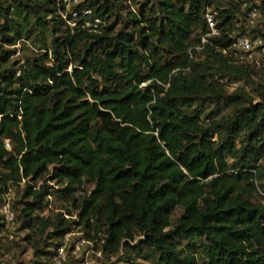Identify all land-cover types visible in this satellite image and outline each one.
Wrapping results in <instances>:
<instances>
[{"label": "trees", "instance_id": "16d2710c", "mask_svg": "<svg viewBox=\"0 0 264 264\" xmlns=\"http://www.w3.org/2000/svg\"><path fill=\"white\" fill-rule=\"evenodd\" d=\"M87 1L104 21L125 5ZM220 1L153 0L157 12L145 20L129 11L136 42L114 23L72 32L54 0H0V200L21 181L38 204L50 195L48 180L66 192L90 180L93 189L73 206L87 240L101 235L104 252L131 247L138 232L159 264H264V204L251 200L264 198V102L249 90L257 71L220 51L233 35H264V0ZM243 1L261 10L262 28L239 24ZM207 6L219 11L220 36L195 50ZM31 19L41 52L6 66L14 50L4 46L30 39ZM221 77L248 90L225 95ZM255 90L264 98L261 85ZM224 97L239 104L227 119L204 124L191 109ZM33 205L23 209L30 227ZM175 207L182 212L171 226ZM70 223L57 214L52 236L62 240ZM179 238L200 241V262L177 247Z\"/></svg>", "mask_w": 264, "mask_h": 264}, {"label": "rangeland", "instance_id": "374dc122", "mask_svg": "<svg viewBox=\"0 0 264 264\" xmlns=\"http://www.w3.org/2000/svg\"><path fill=\"white\" fill-rule=\"evenodd\" d=\"M10 0H6L9 2ZM230 0H221L219 5L227 7L234 2ZM146 3V6L141 12L142 4ZM259 4V2H256ZM131 9L126 4L119 5L114 8L112 14L105 20L106 24L114 23L115 30H125L128 35L132 34V20L127 16L129 11L136 12L137 14H143V19H148L154 16L157 12L153 0H132ZM152 10H151V9ZM117 12L120 14L118 17ZM21 22L22 17L17 18ZM33 26V34L30 39L21 38L17 40L15 46H4V48L13 49V53L9 57V61L6 66L11 67L12 64L16 67L22 63L27 56H32L35 53L41 52L38 49L39 37L34 38L35 34L39 32L37 26L34 24V19H31ZM245 23L240 19L239 24L245 28ZM26 29L28 26L25 27ZM200 32L199 28L194 29L191 36L196 44V36ZM38 36V35H37ZM49 38V37H48ZM135 41L138 39L135 35ZM172 56V53H166L163 60ZM192 58L199 59L198 53L193 55ZM69 69V67H68ZM214 76L211 77L213 79ZM261 85L264 88V74L257 70V75L253 76V83H250L249 90L254 99V102H264L263 95L255 88ZM234 90L225 89L224 94L229 95ZM264 93V92H263ZM239 106L232 100L222 98L216 106L213 100L207 99L204 101H195L191 109L200 113L204 124L208 122L204 121L206 118L227 119L233 113V110ZM243 134L236 138V143L242 139ZM229 162L232 159L227 156ZM260 164L264 165V160L260 161ZM45 183V180L36 182L34 189H39L40 186ZM46 185L49 186L50 195L43 198L41 203L35 204V199L31 195L24 193V182L21 181L17 186L9 185L6 193L10 199L12 209L14 211V220L10 225V229L7 232L0 233V264H159L157 261V254L148 247L144 242V237L140 233L136 232L132 241H127L131 246H127L122 242L116 251L104 252L102 250V236L98 235L94 241L87 240L84 235L83 224L79 222L78 212L79 210L74 208L73 200L76 202L82 200L93 189V182L85 180L81 189L73 191H62V184H56L54 181H46ZM45 186V185H44ZM59 188V189H57ZM56 189L58 191H56ZM61 190V191H60ZM252 201L262 202L264 204V198L258 194H254ZM34 204V205H33ZM33 205V212L30 215L33 218L32 226H29V216H26L23 209ZM182 212L180 207H175L170 217L171 226L175 223L176 219ZM57 214L70 220L69 231L64 237L58 239L52 236L53 226L52 223ZM143 240V242L141 241ZM62 242V243H61ZM61 243L64 245V258L61 263H56L54 260L55 246ZM178 248H181L185 252H192L199 260L202 259L200 253V241L195 240L190 242L186 238H179L175 240ZM78 246V248H76ZM101 251L100 254L97 251Z\"/></svg>", "mask_w": 264, "mask_h": 264}, {"label": "built area", "instance_id": "2783aa9c", "mask_svg": "<svg viewBox=\"0 0 264 264\" xmlns=\"http://www.w3.org/2000/svg\"><path fill=\"white\" fill-rule=\"evenodd\" d=\"M54 3L58 16L72 32L87 31L96 33L106 24L102 16L94 10L93 6L89 5L87 0H54ZM124 4L133 9L132 0H124ZM241 7L245 12L244 16L248 27H257V29L263 27V15L257 6L248 7L247 2L243 1ZM218 15L219 11L214 6L205 7L203 18L206 31L200 34L199 43L194 46L195 50H202L211 37L220 36V28L217 25L219 22ZM231 38L228 44L220 48L222 54L232 62L253 67L256 71L258 70L264 74V35L259 33L250 35L247 33L238 36L233 35ZM218 81L231 90L238 88L248 90V84L242 81L227 77L218 78ZM6 145L8 146L7 142ZM13 220L14 211L8 193L5 192L0 200V233L9 231ZM64 249V245H60L55 250L54 260L56 263H61L64 258ZM100 252V250L97 251L98 254Z\"/></svg>", "mask_w": 264, "mask_h": 264}]
</instances>
